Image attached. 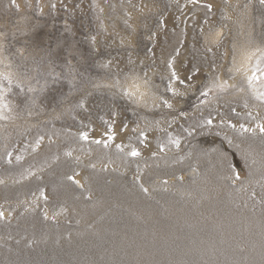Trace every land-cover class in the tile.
<instances>
[{
    "label": "rangeland",
    "instance_id": "1",
    "mask_svg": "<svg viewBox=\"0 0 264 264\" xmlns=\"http://www.w3.org/2000/svg\"><path fill=\"white\" fill-rule=\"evenodd\" d=\"M261 68L264 0H0V264H264Z\"/></svg>",
    "mask_w": 264,
    "mask_h": 264
},
{
    "label": "bare ground",
    "instance_id": "2",
    "mask_svg": "<svg viewBox=\"0 0 264 264\" xmlns=\"http://www.w3.org/2000/svg\"><path fill=\"white\" fill-rule=\"evenodd\" d=\"M205 197V195L203 194L202 195V198H204ZM140 203V202H139ZM139 203H137L136 204V202H134L132 205H134V206H136L137 208H139L140 209V206H141V210L144 212H141V214L143 213L144 214V216L143 215H141L140 217H142V219H140L139 217H135L136 218V220L139 222V224L141 225V226H143V227H145V228H148V227H150V225L151 224H153V222H154V220L153 219H151V217L150 216H148L147 215V213H148V211H147V209H148V207L142 202L141 203V205H139ZM133 206V207H134ZM139 206V207H138ZM174 208H176V207H174ZM174 208H172V209H174ZM195 208H200V207H197V205L196 204H194L191 200H189V199H185L184 200V204L182 205V206H180L179 207V209L180 210H176L175 212L177 213V214H179V215H177V219L180 221V219H182V217L183 216H185V217H187L188 219L189 218H192V220H189V221H193L194 222V220L195 219H197V215H195V216H190V213H192L191 211L193 210V209H195ZM165 212V214L166 213H168V207H164V208H162ZM138 210V209H137ZM203 210V209H202ZM200 211V213H203L204 211ZM245 211V210H244ZM247 211V210H246ZM234 213L236 214V218H238L239 219V221L238 222H236V223H238V226H241L242 224H244V223H241L240 222V218H241V212H238V213H236L235 211H234ZM263 213H264V211H263ZM138 214V213H137ZM201 215V214H200ZM180 216H182V217H180ZM261 216L260 215H257V216H251V219L250 220H252L251 221V223L254 225V229H251V234L252 235H256V236H258V235H261L262 234V238H261V240H263L264 241V218H260ZM162 220H164V218L162 217ZM170 220V219H169ZM187 220V219H186ZM167 221L168 220H166V221H162V224H163V226H164V222H166L167 223ZM176 221V220H175ZM177 222V221H176ZM169 223V222H168ZM171 223H173V222H171ZM185 223V222H184ZM170 224V223H169ZM177 224V223H176ZM188 224V223H187ZM126 225V224H125ZM178 225L180 226V225H182V224H180V222L178 223ZM184 225V224H183ZM227 225H232V223L230 222V220H229V218L228 219H226V220H224V221H221L217 226H216V228L215 229H219V228H225ZM245 225H243V226H241V227H244ZM126 227H127V225H126ZM203 227V226H202ZM232 227H235V225H233ZM167 227L165 226V229H166ZM205 229V231L202 233V237H207L208 235H209V232H208V227H204ZM168 229V228H167ZM262 229H263V231H262ZM121 233H122V231H121ZM173 235H175V234H173ZM157 236H159V235H157ZM200 236V235H199ZM121 238L122 237H117L115 240H113L112 242H113V245H115V246H122V244L120 243V241H121ZM193 239V238H192ZM177 241H180V240H177ZM116 242V243H115ZM213 242H211L210 241V239H209V242H208V244L209 245H211ZM225 244H229L228 242H224ZM164 244V243H163ZM165 245V244H164ZM115 246H114V248H115ZM159 246H157V245H155V246H153L152 248L156 251L155 253H157V248H158ZM91 248V247H90ZM103 247H101V248H99V249H94L92 252H89L90 250H89V248H87V252H89L85 257H88V263L89 264H107L106 263V261H103L102 262V260L101 259H103V257H108L109 259H107V260H110L111 262H112V264H129V262H132L134 259H136V260H140V261H142V264H182L180 261H178V260H180V259H178L177 258V256L176 257H171V258H164V257H160V259L159 260H157L156 262L154 261V262H152L150 259L152 258V257H145L144 255H147V254H142L143 253V243H140V244H138V245H135V250H136V253H135V256L134 257H125L127 254L124 252V250L123 249H121V248H118L116 251L118 252V255H116V253H115V250H114V252H112V253H108L109 251H108V249H102ZM93 249V248H92ZM84 250H86V249H84ZM260 250H264V247L262 246V245H260ZM142 251V252H141ZM86 252V251H85ZM91 253V254H90ZM93 253H95V254H93ZM72 255V254H71ZM237 255V254H236ZM225 258H227V257H223V263L225 264V263H227V261H226V259ZM230 259H232V257H229ZM237 258V257H236ZM155 259V258H154ZM238 259H235V263H236V261H237ZM175 261H177V262H175ZM180 262V263H179ZM184 264V263H183ZM189 264H192V263H189Z\"/></svg>",
    "mask_w": 264,
    "mask_h": 264
},
{
    "label": "snow or ice",
    "instance_id": "3",
    "mask_svg": "<svg viewBox=\"0 0 264 264\" xmlns=\"http://www.w3.org/2000/svg\"><path fill=\"white\" fill-rule=\"evenodd\" d=\"M13 2H14V0H13ZM258 70L261 72L262 75L261 76H256L255 72H254L252 74V76L248 77V82H249L250 85H252L253 81H259L261 83V85L264 86V68H261V69H258ZM29 90L31 91V89H29ZM259 98L264 100V93H261ZM4 107H7V105L3 104L2 101H0V108H4ZM169 107H171V105H169ZM0 118H2V115H0ZM260 131L264 132V125L260 126ZM82 138L87 139L88 138L87 134L86 133L82 134ZM113 138H114L113 136H109V139H113ZM96 142L100 143L101 141H96ZM175 143H177V145H178L179 142L175 141ZM139 154L140 153L138 151H136V150H133L131 152L132 156H138ZM68 179L72 180L74 183H77V184L79 183L78 181H75L74 177H72V176H69ZM143 191L147 192L148 189L144 188ZM42 195H43V193H42ZM2 217H3V213L0 212V218H2Z\"/></svg>",
    "mask_w": 264,
    "mask_h": 264
}]
</instances>
